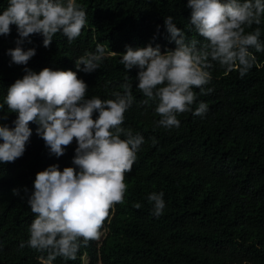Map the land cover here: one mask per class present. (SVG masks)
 Wrapping results in <instances>:
<instances>
[{"label": "trees", "instance_id": "trees-1", "mask_svg": "<svg viewBox=\"0 0 264 264\" xmlns=\"http://www.w3.org/2000/svg\"><path fill=\"white\" fill-rule=\"evenodd\" d=\"M8 3L0 0V14ZM77 3L87 13L81 36L69 43L58 33L45 48L42 35H31L22 45L36 50L27 65L11 63L7 54L17 47V27L11 26L10 35H0V103L8 88L26 74L25 68L36 73L44 68L77 71L74 61L85 52H95L98 43L116 53L125 52L126 46L135 49L149 44L160 45L161 51L175 48L165 27L168 16L188 39L203 40L189 24L188 0ZM260 27L264 42V23ZM252 51L264 65V53ZM211 71L213 79L207 87L214 91L200 95L194 89L198 98L193 110L203 101L207 113L181 114L180 127L170 130L156 126L160 119L156 103H141L145 97L136 87L138 70L126 72L119 55L104 60L93 73L78 72L88 85L87 98L114 99L111 93L122 91L120 85L129 78L134 103L123 127L142 135L145 142L132 171L126 173L125 202L116 205L111 223L105 221L107 230L102 229L101 239L82 248L75 261L58 257L53 264H85L80 258L85 252L89 264H264V66H254L244 78L218 65ZM3 116L7 119H0V124L14 127L17 116L6 105L0 110ZM29 126L33 134L24 155L15 162L0 163V264H40L42 253L20 248L29 239L35 218L24 189L33 192L36 174L51 165H59L61 171L75 167V139L65 155L56 157L37 134L39 125ZM13 189L20 194L14 195ZM152 192L164 193L166 208L159 218L152 215L147 199Z\"/></svg>", "mask_w": 264, "mask_h": 264}, {"label": "clouds", "instance_id": "clouds-1", "mask_svg": "<svg viewBox=\"0 0 264 264\" xmlns=\"http://www.w3.org/2000/svg\"><path fill=\"white\" fill-rule=\"evenodd\" d=\"M187 7L191 9V29L202 41L188 39L168 16L165 27L175 48L161 51L160 45L149 44L135 49L126 46L125 52L116 53L98 43L95 52H85L74 61L77 71L44 68L36 73L25 68L23 78L8 88L0 110L6 105L17 118L14 127L0 124V163L15 162L24 155L33 122L39 125L37 134L50 154L65 155L74 139L78 145L72 160L75 167L61 171L59 165H51L36 174L33 192L24 189L35 218L29 239L22 241L20 248L27 246L42 253L40 264H53L58 257L75 261L82 248L101 239L102 229L107 230L105 221L111 223L116 205L125 202L126 173L132 171L145 142L142 135L123 127L125 114L134 103L129 78L120 85L122 91L111 93L114 99L87 98L88 85L78 78V72L93 73L104 60L119 55L126 72L138 70L136 87L145 97L141 103H156L155 113L160 117L156 126L170 130L180 127L181 114L207 113L203 101L193 110L198 98L194 89H199L200 95L214 91L207 85L216 65L226 73L238 71L240 78L254 66H264L252 51L264 53L260 39L264 0H188ZM86 24L87 13L77 0H9L0 14V35H10L11 26L17 27V47L7 54L11 63L27 65L36 55L34 48L22 47L31 35H42L48 48L58 33L72 43ZM152 143H157L155 137ZM13 194L19 195L20 190L13 189ZM163 197V192L147 197L157 218L166 208ZM86 257L85 252L80 258Z\"/></svg>", "mask_w": 264, "mask_h": 264}, {"label": "rangeland", "instance_id": "rangeland-1", "mask_svg": "<svg viewBox=\"0 0 264 264\" xmlns=\"http://www.w3.org/2000/svg\"><path fill=\"white\" fill-rule=\"evenodd\" d=\"M85 264H89V259L86 257Z\"/></svg>", "mask_w": 264, "mask_h": 264}]
</instances>
